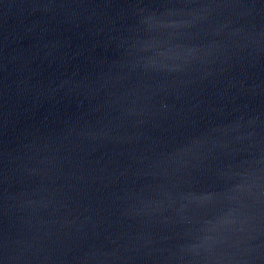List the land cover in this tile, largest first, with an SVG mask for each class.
I'll use <instances>...</instances> for the list:
<instances>
[{
	"label": "water",
	"instance_id": "obj_1",
	"mask_svg": "<svg viewBox=\"0 0 264 264\" xmlns=\"http://www.w3.org/2000/svg\"><path fill=\"white\" fill-rule=\"evenodd\" d=\"M0 264H264V0H0Z\"/></svg>",
	"mask_w": 264,
	"mask_h": 264
}]
</instances>
